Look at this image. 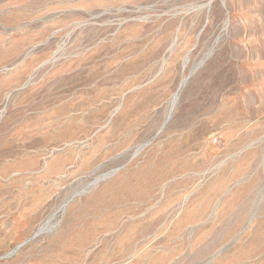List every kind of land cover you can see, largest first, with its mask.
<instances>
[{
    "label": "rangeland",
    "instance_id": "1",
    "mask_svg": "<svg viewBox=\"0 0 264 264\" xmlns=\"http://www.w3.org/2000/svg\"><path fill=\"white\" fill-rule=\"evenodd\" d=\"M0 264H264V0H0Z\"/></svg>",
    "mask_w": 264,
    "mask_h": 264
}]
</instances>
